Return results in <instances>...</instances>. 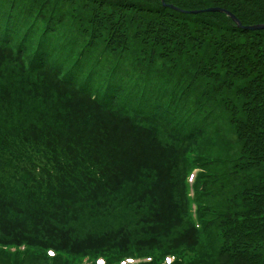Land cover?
Returning <instances> with one entry per match:
<instances>
[{"label":"trees","instance_id":"obj_1","mask_svg":"<svg viewBox=\"0 0 264 264\" xmlns=\"http://www.w3.org/2000/svg\"><path fill=\"white\" fill-rule=\"evenodd\" d=\"M262 24L264 0H0V264H264Z\"/></svg>","mask_w":264,"mask_h":264},{"label":"rangeland","instance_id":"obj_2","mask_svg":"<svg viewBox=\"0 0 264 264\" xmlns=\"http://www.w3.org/2000/svg\"><path fill=\"white\" fill-rule=\"evenodd\" d=\"M74 14L78 11V8H76V7H74ZM174 10V9H173ZM176 11V10H175ZM71 22H75V20H73V21H71ZM76 23V22H75ZM74 24V23H73ZM241 25V24H240ZM257 31H261V30H257ZM83 39V37H80V41ZM64 46L63 45H61V46H59L58 47V50H61L62 48H63ZM107 61H108V70H110L109 69V65H110V61H109V58L107 57ZM89 72V71H88ZM87 75H89L88 73H87ZM97 75L99 76V77H101L99 80H102V79H104L105 77H108V74L106 73V71H97ZM215 127V131H214V133H212V134H215L216 133V131L217 130H221V134L223 135V138L221 139V143L219 144V139L218 138H215L214 140H212V141H216V144L215 143H212V141H211V144H212V147H214L215 149H213L214 150V152L216 153V155L218 156V155H221V150H222V148H227L228 147V145H229V147L231 148L232 146H236L237 145V143H239V141H238V139H237V137H236V135H237V133H236V135H235V131H234V129H231L229 126H228V124H227V122H225V121H223V120H219V118H216L215 119V121H214V124H212V122H210V124L207 126V129H210L211 127ZM240 144V143H239ZM239 144H238V146H239ZM229 154H231V152H228V153H225V154H222V155H224V156H227V155H229ZM221 162H222V160H220L219 162H218V164H217V166H218V168H222L223 167V165L221 164ZM157 253V252H156ZM156 253H151V254H153V255H155ZM184 256H186V257H188L189 259H190V256L191 255H184ZM135 258H139V257H131L130 258V262H128V263H130V264H132V261L135 259ZM145 258H150L149 256H145ZM48 263V262H47ZM79 263H82V262H79ZM78 263V264H79Z\"/></svg>","mask_w":264,"mask_h":264},{"label":"water","instance_id":"obj_3","mask_svg":"<svg viewBox=\"0 0 264 264\" xmlns=\"http://www.w3.org/2000/svg\"><path fill=\"white\" fill-rule=\"evenodd\" d=\"M162 3H164V0H161ZM214 12H220V13H224L226 14L228 17H230L233 22L236 24L237 28H241L240 22L228 11L223 10V9H219V8H210V9H206L203 11H194L191 12V14H198V13H214ZM246 30H250V31H257V30H264V24L262 25H257V26H251L248 28H245Z\"/></svg>","mask_w":264,"mask_h":264}]
</instances>
